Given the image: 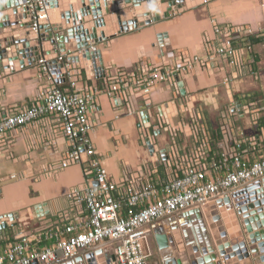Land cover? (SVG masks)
Here are the masks:
<instances>
[{"label": "built area", "instance_id": "obj_1", "mask_svg": "<svg viewBox=\"0 0 264 264\" xmlns=\"http://www.w3.org/2000/svg\"><path fill=\"white\" fill-rule=\"evenodd\" d=\"M24 6L30 12V30L37 33L39 22L47 19L45 1L24 0ZM259 39L264 40V22L253 30L248 25L212 20V37L206 39L204 57L182 56L176 63L160 65L141 62L133 71L116 68L102 78V91L111 99L124 98L126 104L133 96L146 98L153 90L167 87L171 92L170 107L175 106L176 115L179 116V109L189 114L188 121L180 120L177 124L166 118L162 107L155 109L151 120L149 111L144 112L146 117L140 115L138 128L143 146L155 145V133L169 134L163 149L166 155L162 150L164 157L159 163L163 164L165 175L157 182L152 177L158 174L159 164L149 167L147 182L132 174L116 182L107 175L96 159L90 138L94 127L89 116L96 110L100 90L83 83L81 65L66 61L72 56L70 53L39 57L35 64L41 81L38 93L26 105L0 110V149H7L10 132L53 117L68 146L58 171L80 165L84 184L73 188L66 197L74 217L50 222L33 232L21 230L24 222H8L7 229L10 227L13 232L6 236V244L0 250V264H62L60 256L64 260L85 258L106 242L114 244V261L107 259L110 264H147L151 256L145 247L148 227L198 210L264 179L263 142L246 137L235 126V121L247 116L259 132H264V105L233 88L234 82L258 75L252 48ZM53 60L63 64L66 89L58 85L51 73L49 63ZM219 62L229 69L224 85L233 97L221 111L219 139L214 142L190 95L182 94L180 82L194 66L218 68ZM184 132L192 139L189 150L179 146ZM44 241L49 244L43 245Z\"/></svg>", "mask_w": 264, "mask_h": 264}, {"label": "crops", "instance_id": "obj_2", "mask_svg": "<svg viewBox=\"0 0 264 264\" xmlns=\"http://www.w3.org/2000/svg\"><path fill=\"white\" fill-rule=\"evenodd\" d=\"M79 1L65 0V8L68 10L72 6L79 5ZM91 1L92 7L95 9L97 6L96 1L102 0ZM72 2L74 3L72 4ZM192 5L194 8L191 10L182 13L174 11L170 18H162L160 22L139 28L134 32L117 34L107 42L102 43L97 48L99 52L89 56L93 68V74L90 73L89 77L98 78L101 74L99 72L100 68L103 69V76L105 77L106 74L114 73L116 68L133 71L139 67L141 62L160 65L176 63L182 56L204 57L207 49L206 39L212 37V20L221 24L248 25L253 30L260 28L264 22V0H195L192 1ZM103 18L105 19V16L100 17V19ZM57 23L58 21H55V24ZM118 24L121 26V23L118 22L112 25L113 28ZM106 28L110 29L111 26L100 28L101 32ZM56 47L54 46L52 55L58 52ZM42 56L47 57V54L42 53L39 57ZM252 56L255 60L254 70L258 75L254 79L249 78L240 83L234 82L233 88L241 93L240 95L247 96L249 100H258L261 98L257 97L256 94L262 93L264 96V83L262 82L264 81L263 39L254 41ZM66 61H73V57L66 58ZM18 65L17 62L14 63V68L12 67L9 75H0V110L26 105L38 93L41 81L38 79L36 65L33 64L24 69H20ZM218 66V68L213 66L211 68L196 65L193 71L184 76L180 82L181 92L190 95L193 100V107L201 112L208 136L214 142L219 139L218 128L221 111L228 107L229 101L233 97L224 85V79L228 75L229 69L223 62H219ZM59 72L58 67L51 69L58 85L62 89H66L67 86L64 84L63 78L60 77L61 74H58ZM82 73L84 84L100 90V94H97L96 98V110L90 113L89 116V120L94 127L90 138L96 150V159L107 175L116 182L128 174L147 182L150 172L149 167L157 166L161 162V158L164 157L162 156V150L168 143L169 134L165 132L160 133V135L154 134V146H157L159 151L156 156L151 157L147 148L143 146L140 137L138 128L140 115L146 117L144 112L149 111L148 115L151 120L155 109L162 107L166 118L177 124L180 120L188 121L189 114H183L182 110L179 109L180 114L179 116L176 115L175 106L170 107L171 92L167 87L161 86L153 90L146 98L133 96L130 104H126L124 98L111 99L102 91L103 79L100 78L93 83L88 80L84 70H82ZM258 101L263 104V100ZM262 118L264 125V114ZM235 126L238 132H242L246 137L259 138L264 144V132H259L250 123L247 116L235 121ZM184 133L179 139V146L183 150H189L192 146V139L188 136V133ZM155 135L157 136L155 137ZM6 141L9 144L7 149H0V220L14 215L13 218H17L15 222L25 223L24 228L21 230L33 232L43 228L50 222H60L74 217L75 212L70 210V203L66 197L73 188L84 184L82 167L72 165L65 170L58 171V166L68 146L61 133V127L53 117L44 118L34 124L10 132ZM162 165L159 164L158 174L152 177L153 182H157L165 175ZM260 190L262 188L258 192ZM262 192L264 194V191ZM255 193L257 194V191L249 193V195H255L254 200L257 199L256 197L263 196L262 194L256 196ZM258 201L261 203L260 208L256 209L257 213L264 210L263 199ZM249 202L254 203L252 197L247 200V204ZM210 204H214V202ZM234 204V199H232L230 206H234ZM216 208L206 211V213L214 214L215 217L219 218L216 219L218 222L214 228L218 232L217 236H219L225 230H222L220 210L217 206ZM232 210L234 211V209ZM235 210L238 212L237 209ZM196 211L198 216L201 215V220L196 222L199 227L197 228L208 236L210 241L212 235L204 217L206 215L204 213L205 209ZM46 213L49 214L42 217ZM193 213L194 211L191 214H184L187 218L175 217L148 227V238L145 247L151 256L150 259L148 258L149 260L147 259V264H163V257L158 249L157 241L165 237L174 249L173 245H176V242L173 233L176 229H179L181 241L184 244V252L175 247L176 252L179 255L187 254L185 248L189 244L190 247L198 248L200 258L203 257L201 248L205 246L208 249L209 244L204 241H201L200 244L198 242L191 244L190 242L191 239L197 241L196 237L193 239L192 231L189 230L191 226L192 228L196 227L195 221L197 220L190 217ZM242 216L243 214L239 217L235 216L240 224L241 231L233 235L227 234L226 238L223 239L224 241H222V245L228 243L229 249H233L235 246L242 247L238 250H242L244 247L249 253L248 255L246 252V255L252 260L250 264H256L254 258L262 260L264 259V253L261 255L251 254V252L257 250V245H250L249 235L243 225ZM228 223L231 224V220H228ZM184 224H187L189 229ZM182 225L185 226V229L182 228ZM1 226H3L2 222L0 228ZM255 226L257 230L252 235L257 233L261 239L259 245L264 250V226H262V221L255 222ZM11 232L13 231L10 227L2 232L0 250L5 246V238L7 235H11ZM184 233L191 234L190 239L186 236L188 241L185 239ZM239 235L245 237L246 246L242 242L239 244L235 242L239 239L237 238ZM48 244V241L43 243V245ZM113 246L112 242L101 244L87 253L89 255L86 257L93 258L94 256L93 260H96L97 264L105 263L104 260L113 256ZM231 252L235 253V251ZM171 255L173 256V254ZM60 257L62 264H88L86 257L77 258L76 256L67 260H64L62 256ZM219 257L216 258L215 264H225L224 259L222 257L219 259ZM243 257L244 254L240 256L241 260H238V256L232 258V263L240 264L241 261L245 260ZM79 260H82V262H78ZM261 262L263 263L260 264H264V261Z\"/></svg>", "mask_w": 264, "mask_h": 264}, {"label": "water", "instance_id": "obj_3", "mask_svg": "<svg viewBox=\"0 0 264 264\" xmlns=\"http://www.w3.org/2000/svg\"><path fill=\"white\" fill-rule=\"evenodd\" d=\"M44 1L47 19H43L39 22L38 31L34 33L30 30V12L24 6V0H0V75H9L15 62L19 64L18 66L20 69L29 68L33 64L35 65L42 53L52 55L54 46H57L58 53L63 55H66L67 52L70 53L72 55L70 57H73V61L81 65L88 80L94 83L96 80L104 78V73L103 69L98 66L100 68V76L96 79L89 77L90 73L93 74L92 63H90L89 56L93 55V53L97 54L99 52L97 48H99L102 43L107 42L117 34L134 32L139 28L158 23L162 18H170L174 14V11L182 13L183 11L191 10L194 8L192 1L195 0H102L96 1L97 6L95 9L92 7L93 4L91 0H80L79 5L72 6L68 10L65 8V0ZM100 2H102V4H100ZM73 3L74 2H72V4ZM83 4L84 6H82ZM102 16H105V19H100ZM55 21H58V23L55 24ZM118 22L121 23V26L118 24L114 29H112V27L110 29L106 28V30L104 29L101 32L100 28L110 27ZM49 64L51 69L58 67V69H60L58 74H61L60 77L63 78V64H57L54 60ZM182 94L184 93L182 92ZM146 148L152 157L156 156L159 151L157 146H151L148 143ZM164 153L166 155L165 151ZM261 188L264 189V179L249 184L242 190L231 194L229 197L214 202L220 209H227L223 212L229 210L228 212L231 215V222L233 224L232 228L234 227V232H239L241 231V227L237 225L234 212L230 210V204L232 199L241 197V199H239L240 203L236 205L238 210L237 213L238 215L243 214V225L249 235L248 239L250 245H257V250L251 252L253 255L264 253L262 246L259 245L260 238L257 233L252 235L257 230L255 222L261 220L262 226H264V220H262L264 219V214H261L262 212L264 213V210L258 212V215L253 214L254 216H250L251 218H249V216L246 215L248 213L247 209L250 211L254 207L259 209L260 204H257L256 200H254V204L250 202L247 204V200L255 196L249 195V193L257 191L256 195H258V190ZM230 212L233 213L231 214ZM181 216L184 217V214ZM13 217L14 215L10 218H3L0 220V224L1 222L5 223L0 228V239L2 237V232L7 229V223L17 219ZM12 226H14V224ZM228 229L226 227L225 231H222L219 236H216V240L217 238H226L227 234H230V231H227ZM174 236L176 240L178 234ZM235 242L239 244L241 239L239 238L235 240ZM157 243L160 252L170 247V242L165 238L159 239ZM180 244L181 243L177 242L178 247H180ZM228 245V243H225L223 247L220 246V243H217V254L214 250H210L211 255L205 257L204 260L193 256L187 257L186 254H182V257L179 259L177 258L170 261L163 259V264H215L217 255L224 259L225 264H233L232 258L234 255L231 256L228 252ZM238 248L242 247L237 246L235 251L237 252L236 255L240 257L242 253L245 254L246 250L243 248L242 252H239ZM243 258L245 260L241 261L240 264H250L252 262V260L247 257ZM86 259L88 260L87 257ZM110 259L114 261V256ZM259 259L260 258L254 259L256 264H260L262 263L261 261H264V259ZM88 262L90 264H95L93 258H90ZM104 262H106L104 264L111 263L110 260H104Z\"/></svg>", "mask_w": 264, "mask_h": 264}, {"label": "bare ground", "instance_id": "obj_4", "mask_svg": "<svg viewBox=\"0 0 264 264\" xmlns=\"http://www.w3.org/2000/svg\"><path fill=\"white\" fill-rule=\"evenodd\" d=\"M112 27V29H114L113 28V26H111ZM262 191H264V189L262 188V190H260L258 193V195H263V196H259V197H256L257 199H256V202H257V204H260L261 202H259L258 200L259 199H263V201H264V194H263V192ZM256 194V193H255ZM253 195V194H252ZM257 196V195H256ZM250 197V196H249ZM239 199H241L240 197L239 198H234V206H230V207H232V209H234V215L236 214L238 217H239V215H238V213L236 212V210L235 209H237L236 208V205H238L237 203H240V201H239ZM252 199H253V202H254V199H255V196L253 197L252 196ZM233 204V203H232ZM252 204H254V203H252ZM251 205V204H250ZM217 205L216 204H209L208 206H205V207H203V209H205L206 210V208H207V210L209 211V210H212V209H210L211 207H213V208H215ZM246 206V205H245ZM218 207V206H217ZM230 207H228V208H230ZM234 207V208H233ZM247 208H248V206H247ZM215 209H217V208H215ZM218 209L220 210V212H221V215H220V219L222 220V230H225V228L227 227V231L230 233V234H228V235H233V234H235V233H238V232H234V228H232V223L230 224V223H228V220H231V215L229 214V210L227 211V212H223V211H225V210H227V209H220L219 207H218ZM231 208H230V210H232ZM256 207H254L251 211L250 210H248L247 209V214L246 215H248L249 216V218H251V217H253L254 215L253 214H258L257 213V211H256ZM199 210H201V209H199ZM193 211H191V212H188V213H185V214H191ZM199 212V211H198ZM233 212H230L231 214L233 213ZM206 215L204 216L205 218H206V220H207V224L209 225V228H210V233H211V238H210V241H209V239H208V236H206L204 233H202V232H200V230H198V224L196 223V222H198V221H195V225H196V227H194V228H192V226H191V229H189V227H187V224H185V226L189 229V230H191L190 232H191V234L193 235V239H194V237H196V240L197 241H192V239L190 240V242H191V244L192 243H196V242H198L199 244H200V242L201 241H204L205 243L207 242V244H209V246H208V249H206L205 247H202L201 248V253H203V257L202 258H200V253H199V251H198V248H193V247H190V245L186 242V244H188V246L185 248V250L187 251V254L189 255V256H192L193 255V257H195V258H198V259H201V260H204L205 259V257H207V256H210L211 255V253H210V250H214V252H216L217 251V243H220V246H223L222 245V241H224L223 239L224 238H217V240H216V236L218 235V232L214 229L215 227H213V225L211 224L212 223V220L214 221V220H216V219H219L218 217H212V218H210L209 217V215H210V213H206V211L204 212ZM235 215V216H236ZM186 215H184V217H185ZM190 216V215H189ZM251 216V217H250ZM193 220H196V219H198V217H201V215L200 216H198L197 215V211L196 210H194V213L190 216ZM195 217H196V219H195ZM187 218V217H186ZM215 218V219H214ZM242 218H243V216H242ZM182 219H183V217H182ZM238 220H237V218H236V222H237ZM243 221H244V218H243ZM211 222V223H210ZM203 225H205V224H203ZM237 225H239L240 226V224L237 222ZM185 226L184 225H182V228H184L185 229ZM198 227V228H197ZM204 227V226H203ZM201 228H202V226H201ZM238 230V229H237ZM202 231H203V229H202ZM179 235L180 236V232H179V229H176V230H174V234H173V236L174 235ZM185 234V239L187 240V238L188 239H190V236H191V234L190 235H188V233L186 234V233H184ZM159 236V235H158ZM186 236H188L187 238H186ZM165 238V237H164ZM192 238V237H191ZM237 238H240L241 239V242H242V244L244 245V246H246V239H245V237H243L242 235H239ZM174 239H175V236H174ZM182 238H181V236H180V241H178L179 243H182ZM188 241V240H187ZM260 241H261V239H260ZM211 242V243H210ZM198 244V245H199ZM214 244H216V245H214ZM194 246V245H193ZM216 248H215V247ZM195 247V246H194ZM237 246H235V247H233V249H229L228 250V252L230 253V255L231 256H233L234 255V257H233V259L235 258V257H237V252H235V253H232L231 251H236V248ZM244 248V247H243ZM243 250V249H242ZM242 250H239V252L241 251L242 252ZM208 252V253H207ZM227 252V251H226ZM246 252L248 253V251L246 250L245 251V254L244 253H242V255L244 254V257H247L248 259H250V257L249 256H247L246 255ZM98 254V253H97ZM161 254H162V257H163V259H167V260H175V259H179V258H181L182 257V254H180L179 255V253H177L171 246L168 248V249H165V250H163V251H161ZM171 254H173V256L171 255ZM102 255V254H101ZM248 255H249V253H248ZM88 257V256H87ZM91 258V257H90ZM90 258H88V260H87V262L88 261H90ZM241 258L240 257H238V260H240ZM78 262H82V260H79ZM263 263V262H262ZM88 264H90L89 262H88Z\"/></svg>", "mask_w": 264, "mask_h": 264}, {"label": "rangeland", "instance_id": "obj_5", "mask_svg": "<svg viewBox=\"0 0 264 264\" xmlns=\"http://www.w3.org/2000/svg\"><path fill=\"white\" fill-rule=\"evenodd\" d=\"M262 82L264 83V81H262ZM256 96L261 98V99H258V100H263L262 102H263V105H264V96H263V94H262V93H259V95L256 94ZM236 97H238V95H236ZM257 97H255V98H257ZM207 206H208V205H207ZM215 208H216V207H215ZM200 209L203 210V207H201ZM210 209H214V208L211 207ZM205 211H208L207 208H206ZM219 215H221V212H220V211H219ZM213 216H214V214H211V213H210L209 217L212 218ZM196 220H197V221H200L201 219H200V217H199V218L196 219ZM214 221H216V222H214ZM214 221L212 220V223H211V222H210V223L213 225V227H216L218 221H217V220H214ZM206 222H207V220H206ZM184 225H185V224H184ZM178 241H180V236H179V235L176 237V240H175L176 245H173L175 251H176V248H178L179 251L184 252V244L181 243V244H180V247H178V245H177V242H178ZM175 247H176V248H175ZM204 247H205V246H204ZM181 252H180V253H181ZM257 254H258V255H261V253H257ZM257 254H256V255H257ZM186 255H187V254H186ZM217 257H219V256L217 255ZM149 259H150V258H149ZM149 259H148V260H149ZM151 259H152V258H151ZM155 259L158 260L157 257H155ZM219 259H220V257H219ZM254 259H255V258H254ZM91 260H92V259H91ZM160 260H162V259L160 258ZM94 263H95V262H94ZM95 264H96V263H95ZM99 264H104V263H99Z\"/></svg>", "mask_w": 264, "mask_h": 264}, {"label": "trees", "instance_id": "obj_6", "mask_svg": "<svg viewBox=\"0 0 264 264\" xmlns=\"http://www.w3.org/2000/svg\"><path fill=\"white\" fill-rule=\"evenodd\" d=\"M262 124H263V122H262Z\"/></svg>", "mask_w": 264, "mask_h": 264}]
</instances>
